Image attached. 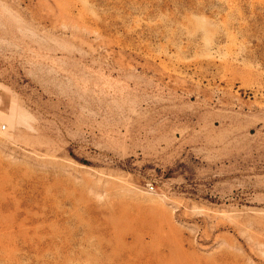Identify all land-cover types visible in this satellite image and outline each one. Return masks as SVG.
<instances>
[{"label":"rangeland","instance_id":"obj_1","mask_svg":"<svg viewBox=\"0 0 264 264\" xmlns=\"http://www.w3.org/2000/svg\"><path fill=\"white\" fill-rule=\"evenodd\" d=\"M0 264H264V0H0Z\"/></svg>","mask_w":264,"mask_h":264}]
</instances>
